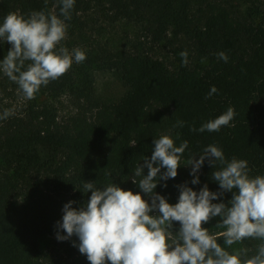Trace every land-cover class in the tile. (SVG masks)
Instances as JSON below:
<instances>
[{
	"label": "trees",
	"instance_id": "16d2710c",
	"mask_svg": "<svg viewBox=\"0 0 264 264\" xmlns=\"http://www.w3.org/2000/svg\"><path fill=\"white\" fill-rule=\"evenodd\" d=\"M48 1L0 0V22L9 12L26 17L33 11L49 13ZM52 1L59 15L60 0ZM191 6L192 0H75L66 24L99 10L113 21L133 22L155 44L172 32L187 35L193 47L176 46L178 62L170 66L145 51L141 42L115 48L98 43L84 52L83 62L73 61L64 75L40 88L68 94L76 104L74 114L60 120L55 107L32 100L0 119V264H90L79 251L77 236L58 240L65 254L60 258L43 252L41 237L65 235L57 226L63 206L73 201L79 208L90 198L91 190L83 192L86 182L99 188L114 182L140 192L131 178L143 158H151L154 139L163 134L171 132L177 146L188 141L177 176L161 180L155 189L167 200L178 201L183 184L197 192L205 184L220 191L211 178L219 164L213 169L205 159L197 184L186 166L188 157L199 159L210 144L221 148L227 160H247L251 176L264 175V0H206L199 14L189 18ZM10 47L0 41V59ZM184 51L186 64L180 55ZM221 51L227 62L218 58ZM95 70L114 71L125 92L115 100H100ZM212 86L217 92L209 96ZM229 107L235 113L229 125L218 132L198 131ZM5 110L0 104V116ZM177 121L184 126L177 127ZM232 195L224 192L213 202L228 204ZM174 225L176 232L180 224ZM258 243L245 240L243 246L254 251Z\"/></svg>",
	"mask_w": 264,
	"mask_h": 264
},
{
	"label": "clouds",
	"instance_id": "9594fccd",
	"mask_svg": "<svg viewBox=\"0 0 264 264\" xmlns=\"http://www.w3.org/2000/svg\"><path fill=\"white\" fill-rule=\"evenodd\" d=\"M60 4L59 15L33 11L26 17L9 12L0 22V41L11 45L0 59V71L19 86L26 99L34 98L41 86L64 75L73 61L86 59L81 49L69 51L61 44L67 34L65 21L71 19L75 0H60ZM180 55L186 64L187 52ZM217 55L227 62L223 51ZM216 92L212 86L209 96ZM11 114L5 110L0 119ZM234 115L229 107L198 131L218 132L229 125ZM176 126L183 127L184 122L177 121ZM175 135L179 138L180 134ZM172 136L169 132L154 139L151 158L144 157V163L136 167L131 179L140 192L125 190L114 182L103 188L86 182L83 192L91 190L90 198L79 208L72 206L73 201L63 206L62 221L57 226L65 235L58 232L57 239L77 236L79 251L90 264H264V175L251 176L247 160H227L221 148L210 144L198 154L199 159L196 154L188 157L186 166H191L192 183L197 184L196 174L205 159L213 169L219 164L211 178L219 183L220 191H210L205 184L197 192L183 184L178 186V202L169 203L155 189L161 180L177 176L188 147L187 140L177 146ZM224 192L233 193L228 204L214 203ZM143 194L151 198V203ZM213 217L220 218L215 224L220 229L218 233L202 226ZM174 222L180 224L176 232L172 231ZM220 238L223 245L218 242ZM245 240L259 243L253 251L243 246Z\"/></svg>",
	"mask_w": 264,
	"mask_h": 264
},
{
	"label": "rangeland",
	"instance_id": "374dc122",
	"mask_svg": "<svg viewBox=\"0 0 264 264\" xmlns=\"http://www.w3.org/2000/svg\"><path fill=\"white\" fill-rule=\"evenodd\" d=\"M205 1L206 0H192V6L188 14L189 18L196 17L199 14V7H202ZM228 1L235 3L238 0ZM239 2L243 4V0H239ZM48 4L50 5L48 7L49 13L54 12L55 5L53 1L49 0ZM67 25L66 38L61 41V44L67 47L69 51L79 48L85 52L91 46L97 45L98 43L109 48H115L122 45L131 47V44L141 42L145 51L164 59L170 66H174L179 58L175 54L174 48L176 46H182L185 49H192L193 47L187 35L180 34L176 37L172 32H170L168 37L161 43L155 44L151 42L150 38L142 33V29L135 26L133 22L126 19L113 21L100 13L99 10L79 14L73 23ZM73 29H75V33ZM94 79L96 93L100 100H115L126 90V86L114 71L95 70ZM32 100L38 103L45 102L55 107L60 120L67 118L77 111L75 102L66 93L54 94L40 89L35 94L34 98L26 99L24 94L20 91L19 86L0 71L1 105L5 106L12 113H17L22 111ZM148 202L151 203V200H148ZM168 202L175 204L178 201L168 199ZM152 214H157V212ZM174 226L173 223V227ZM203 227L210 229L211 232L218 233L220 231L215 225H204ZM218 242L223 245L222 238H220ZM41 247L44 253L58 256V258L62 256L65 257L63 247L61 243L58 242L57 236L55 235L42 236Z\"/></svg>",
	"mask_w": 264,
	"mask_h": 264
}]
</instances>
